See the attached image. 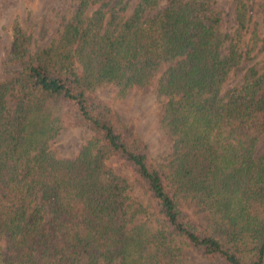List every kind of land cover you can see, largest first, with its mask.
Masks as SVG:
<instances>
[{
	"label": "trees",
	"instance_id": "1",
	"mask_svg": "<svg viewBox=\"0 0 264 264\" xmlns=\"http://www.w3.org/2000/svg\"><path fill=\"white\" fill-rule=\"evenodd\" d=\"M233 2L232 35L209 0H137L129 12V0H78L44 47L13 17L6 58L20 70L0 82V264H183V247L264 264V66L224 91L264 37L244 41L252 5ZM154 81L171 151L162 160L95 93L108 84L122 99ZM76 127L90 137L59 159L52 142Z\"/></svg>",
	"mask_w": 264,
	"mask_h": 264
},
{
	"label": "rangeland",
	"instance_id": "2",
	"mask_svg": "<svg viewBox=\"0 0 264 264\" xmlns=\"http://www.w3.org/2000/svg\"><path fill=\"white\" fill-rule=\"evenodd\" d=\"M169 0H159V6L164 7ZM219 11L222 19V31L232 35L236 29L235 6L233 0H209ZM137 0H129L128 12ZM251 20L249 30L244 35V41L250 39V34L256 30L259 38L264 37V0H250ZM78 0H0V82L9 81L16 77L20 66L7 62L9 50V36L6 30L17 14L23 27L31 34L35 47L47 46L56 40L69 15L74 11ZM251 66H264V52L252 54L245 59L241 70L231 74L225 82L224 91L238 87L246 69ZM95 93L104 101L112 105L122 120L133 126L137 135L145 142L152 158L165 159L170 155V142L167 135L159 128L163 99L157 95L156 81L142 90L132 89L127 95L119 99L113 88L108 84L99 86ZM90 132L84 127H76L62 131L52 142L51 147L56 151L59 159L73 158L81 146L90 137ZM259 154L264 152V135L257 145ZM116 173L129 181L128 195L137 205L146 204V196L141 187L134 181L131 173L116 167ZM192 211L196 209L191 205ZM199 224L205 227L204 215L196 213ZM183 264H217L215 261L198 257L187 247H183Z\"/></svg>",
	"mask_w": 264,
	"mask_h": 264
}]
</instances>
